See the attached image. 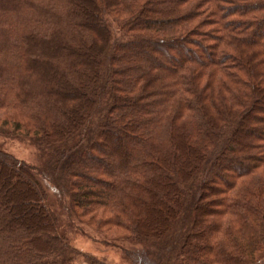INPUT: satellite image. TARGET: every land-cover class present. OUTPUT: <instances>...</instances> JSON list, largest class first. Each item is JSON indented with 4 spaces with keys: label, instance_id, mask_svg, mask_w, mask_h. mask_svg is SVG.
Segmentation results:
<instances>
[{
    "label": "trees",
    "instance_id": "16d2710c",
    "mask_svg": "<svg viewBox=\"0 0 264 264\" xmlns=\"http://www.w3.org/2000/svg\"><path fill=\"white\" fill-rule=\"evenodd\" d=\"M57 57H53V56ZM0 264L264 257V0H0Z\"/></svg>",
    "mask_w": 264,
    "mask_h": 264
},
{
    "label": "rangeland",
    "instance_id": "374dc122",
    "mask_svg": "<svg viewBox=\"0 0 264 264\" xmlns=\"http://www.w3.org/2000/svg\"><path fill=\"white\" fill-rule=\"evenodd\" d=\"M53 57H57L56 55ZM0 145L9 153L19 159L43 167L47 160V153L36 147L29 138L18 134H7L0 130ZM77 225L76 231L71 235L72 244L78 249L94 254L110 264H127L132 261L137 253L142 250L138 245H132L123 241L104 239L77 219H73ZM87 263L82 259L77 264ZM89 264V263H88Z\"/></svg>",
    "mask_w": 264,
    "mask_h": 264
},
{
    "label": "crops",
    "instance_id": "0c3cea01",
    "mask_svg": "<svg viewBox=\"0 0 264 264\" xmlns=\"http://www.w3.org/2000/svg\"><path fill=\"white\" fill-rule=\"evenodd\" d=\"M83 264H88V263H83ZM254 264H264V257Z\"/></svg>",
    "mask_w": 264,
    "mask_h": 264
}]
</instances>
